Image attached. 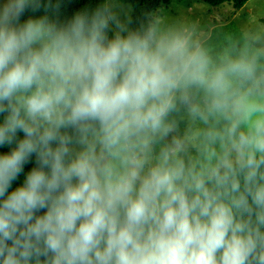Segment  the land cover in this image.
Masks as SVG:
<instances>
[{"label": "clouds", "instance_id": "1", "mask_svg": "<svg viewBox=\"0 0 264 264\" xmlns=\"http://www.w3.org/2000/svg\"><path fill=\"white\" fill-rule=\"evenodd\" d=\"M74 4L0 0V264H264V22Z\"/></svg>", "mask_w": 264, "mask_h": 264}, {"label": "rangeland", "instance_id": "2", "mask_svg": "<svg viewBox=\"0 0 264 264\" xmlns=\"http://www.w3.org/2000/svg\"><path fill=\"white\" fill-rule=\"evenodd\" d=\"M205 13L201 19L213 23H222L227 29L238 31L241 27L254 22H264V0H249L244 7L235 11L230 4L210 6L198 0H173L161 9L170 15H175L179 10H186L189 14L196 13L197 8Z\"/></svg>", "mask_w": 264, "mask_h": 264}, {"label": "trees", "instance_id": "3", "mask_svg": "<svg viewBox=\"0 0 264 264\" xmlns=\"http://www.w3.org/2000/svg\"><path fill=\"white\" fill-rule=\"evenodd\" d=\"M173 0H133V3L137 9V15L140 14L142 9H152V8H161L162 6H167L172 3ZM202 1L210 6H217L221 4H230L233 6L235 11L240 10L249 0H198ZM98 3V0H75L74 8L80 7H88L92 8ZM39 14V13H38ZM71 13H67L70 15ZM22 133H18V136L22 137ZM12 146L5 145L0 147V153H6L10 151ZM34 160L30 161L28 164L24 166V171L17 177L15 181H13L12 188H15L18 184L23 182L24 173H26L33 166ZM11 190V189H10Z\"/></svg>", "mask_w": 264, "mask_h": 264}]
</instances>
